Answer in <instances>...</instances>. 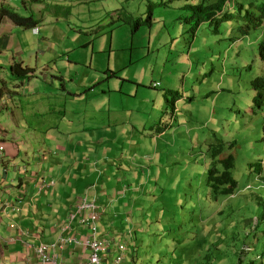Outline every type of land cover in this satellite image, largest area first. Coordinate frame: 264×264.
<instances>
[{"label": "rangeland", "instance_id": "1", "mask_svg": "<svg viewBox=\"0 0 264 264\" xmlns=\"http://www.w3.org/2000/svg\"><path fill=\"white\" fill-rule=\"evenodd\" d=\"M199 1L41 0L30 3L32 0H0V6L21 16L32 13L30 11L37 9V4H42L43 14L53 12L51 6L58 4L62 9L55 11L57 13L51 18L46 16L39 24L44 27L50 25L49 22L52 25L62 22L65 33L70 23L92 24L102 16L96 26L81 28V33H73L75 36L67 34L63 40L60 36L57 40L52 38L61 47L82 40L80 45L74 44L66 50L62 58L67 61L68 56H72V59H82L80 63L87 59L85 68L69 65L72 77L63 73L67 82L59 99L62 102L60 111L65 116L76 113L79 117H95L84 104L92 100V108L98 106V114L91 124L106 123L108 117L124 123V126H113L109 132H98V143L87 151L85 166L91 169L89 183L95 178V171L97 176L103 175L101 182H105L107 194L101 191V184L97 191L104 206H110L109 197L116 201L112 207L121 219L114 221L111 216L110 225L119 230L125 219H129L125 222L127 231H118L128 242L132 239L127 237L130 229L142 224L144 232L149 230L148 214L155 219L157 214L163 213L158 210L159 195L171 204L177 203L179 208L185 205L186 197L179 193L181 185L186 180L205 179L209 162L204 146L215 138L227 144L235 143L229 153L235 157L234 177L238 182L237 196L220 207L232 206L239 210L236 216L253 219L256 225L257 220L250 211L256 203L264 201L262 198L253 202L259 195L261 182V195L264 194V183L258 180L256 173L261 168L264 177V106L258 110L254 108L252 88L254 80L264 77V64L259 58L264 25L253 27L249 36L242 39L238 29L245 22L233 12V21L222 27L221 35L212 34L208 26L203 25L193 37L191 29L195 20L190 6L198 5ZM241 2L245 6V17L252 0ZM76 6L81 7L75 10ZM137 22L139 26L134 30ZM64 69L67 71V67ZM80 69H91L90 79L75 74ZM75 79L79 81L72 82ZM154 84H159V88ZM57 88L62 89V83L58 82ZM168 90L180 91L182 99L175 103V111L171 105L173 97L167 95L168 101L165 98ZM72 91L83 93L82 105L76 106L71 98ZM125 107L131 110L127 116ZM138 108L140 113L136 112ZM141 123L145 127L142 128ZM165 124L172 126L158 136L157 127ZM135 125L137 131L133 130ZM125 126L129 129L127 132ZM101 138L108 141L105 146ZM30 150L36 151V155L40 152L35 145ZM77 150L80 155L82 148L77 147ZM29 161L34 163L32 159ZM138 166H144L146 171L138 172ZM139 196L143 204L137 210L131 199ZM160 225L163 226H156ZM104 236H109V231ZM247 249L244 247L245 251ZM197 251L201 254V250ZM234 253L229 252L231 257ZM145 261L148 259L135 264Z\"/></svg>", "mask_w": 264, "mask_h": 264}, {"label": "crops", "instance_id": "2", "mask_svg": "<svg viewBox=\"0 0 264 264\" xmlns=\"http://www.w3.org/2000/svg\"><path fill=\"white\" fill-rule=\"evenodd\" d=\"M40 1L32 0L30 3ZM41 5L37 4V9L24 15L38 22L34 29L20 28L8 19L2 20L0 24V88L2 85L10 87L9 91L4 88L0 92V146L4 148L0 153V264H38L34 247L39 242L54 244L57 241L60 236L59 224L77 207L82 197L96 200L104 208L102 220L98 223L100 238L109 231L116 240H125L118 231H127L125 222L129 221L125 219L119 230L110 225L111 216L114 221L121 219V215L112 207L116 201L113 200L114 197H109L110 206H104L98 199L97 191L101 184V191L107 194L106 184L101 182L103 175L97 176L95 171L96 176L89 183L87 180L91 169L85 166L88 162L85 158L87 151H91L98 143V132H109L113 126H124V123L108 117L106 123L96 121L91 124L98 114V106L92 108V100L84 104L95 117H79L76 113L65 116L60 111L62 102L59 99L63 96L62 92H65L67 82L63 73L72 77L73 71L69 65L85 68L87 59L80 63L78 61L82 59H72V56H68L67 61L62 58L66 50H70L74 44L80 45L82 40L61 47L52 38L57 40V36H60L63 40L67 38V34L75 36L73 33H81V28L90 29L96 26L102 16L97 17L92 24L70 23L67 25L69 31L65 33L66 28L62 22L56 25L49 22L50 25L44 27L39 24L46 16L51 18L55 11L62 9L61 6L54 3L51 6L54 11L43 14L45 11ZM80 7L76 6L74 9ZM72 26L80 31H73ZM14 64L33 70L32 76L24 79L23 84L21 80L7 77V74L11 75L7 71ZM55 71L57 74H53ZM75 74L90 79L91 69H80ZM76 81L79 79L72 80ZM58 82L62 83V89L57 88ZM70 93L76 106L83 104V93ZM139 110L140 108L136 112L140 113ZM130 111L125 107L126 116ZM141 127H145V124L141 123ZM126 130L129 129L125 126L124 131L127 132ZM133 130L137 131L136 125ZM130 137L135 139L134 136ZM101 139L102 145L108 142ZM34 145L40 150L37 155L36 151L30 150ZM77 147L82 148L79 150L80 155L76 153ZM30 159L34 160L33 164ZM85 167L88 169L84 172ZM138 168V172L146 170L144 166ZM75 177L78 179L74 180ZM44 182H53V185L39 191V184ZM131 201L135 204L136 198ZM75 228V234L85 233L80 226L75 225ZM130 236L134 238L132 232ZM49 253L56 255L60 264H82L89 254L86 249H75L71 246L57 251L50 250Z\"/></svg>", "mask_w": 264, "mask_h": 264}, {"label": "trees", "instance_id": "3", "mask_svg": "<svg viewBox=\"0 0 264 264\" xmlns=\"http://www.w3.org/2000/svg\"><path fill=\"white\" fill-rule=\"evenodd\" d=\"M208 1L211 3H206ZM241 1L243 0H200L198 5H191L192 19L195 20L191 29L193 37L203 25L208 26L212 34L221 35L222 27L233 21V12L245 22L238 29L242 39L249 36L253 27H262L264 0H252L245 17V6ZM149 18L151 19V16ZM4 19L24 29H34L38 24L32 17L21 16L0 6V24ZM138 26L139 22L135 23L134 30ZM259 58L264 64V40L259 45ZM10 73L13 79L21 80L23 84L24 79L32 76L33 70L21 64H14ZM159 86L154 84L156 89ZM4 88L10 90L8 85H2L0 92ZM252 88L255 93L253 106L257 110L262 109L264 77L254 80ZM167 95L173 97L171 105L175 111V103L182 99L180 91L168 90L165 94L168 101ZM171 126L159 125L158 136L167 132ZM204 147L207 149L206 160L209 162L205 179L186 180L181 185L179 193L186 197V203L181 208L177 203L171 204L159 195L156 201L158 210L163 213L157 214L155 219L148 214L147 221L150 225L147 232H144L142 224L130 229L134 238L128 243L124 264H135L147 259L143 264H264V201L262 204L256 203L250 211L257 220L256 225L253 219L236 216L238 209L229 205L220 207V204L232 200L238 194V182L234 177L235 157L229 153L234 149L235 143L227 144L215 138ZM256 173L258 180L264 183L261 168ZM261 184L259 195L253 202L264 198V194L261 195ZM142 204L139 196L134 207L138 210ZM157 224L163 226H156ZM244 247L249 248L248 251H245ZM197 250H201V254ZM230 251L235 252L232 257ZM250 256L252 258L249 259ZM244 260L248 261L245 263Z\"/></svg>", "mask_w": 264, "mask_h": 264}, {"label": "built area", "instance_id": "4", "mask_svg": "<svg viewBox=\"0 0 264 264\" xmlns=\"http://www.w3.org/2000/svg\"><path fill=\"white\" fill-rule=\"evenodd\" d=\"M3 150V146H0V153ZM50 184L53 185V182L49 184L44 182L38 190L41 191ZM100 219L101 215L95 201L83 197L76 209L59 224L60 236L57 241L49 246L40 243L34 247L38 264H60L57 256L51 255L49 251L62 250L65 246L88 250L87 260L82 264H124L128 243L125 240H116L112 234L100 238L98 235ZM75 225L80 226L85 233L82 235L73 233Z\"/></svg>", "mask_w": 264, "mask_h": 264}, {"label": "clouds", "instance_id": "5", "mask_svg": "<svg viewBox=\"0 0 264 264\" xmlns=\"http://www.w3.org/2000/svg\"><path fill=\"white\" fill-rule=\"evenodd\" d=\"M82 198H83V197H82ZM82 198H81V199H82ZM80 201H81V200H80ZM93 201H95V203L97 204L96 200H93ZM77 206H78V205H77ZM97 206H98V210H99L100 215H101V219H100V221H101V220H102V217H103L102 214H103V212H104V208H103L102 206H99L98 204H97ZM75 209H76V208H75ZM75 209H74V210H75ZM74 210H73V211H74ZM71 212H72V211H71ZM71 212H70V213H71ZM70 213H68V214H70ZM67 216H68V215H67ZM73 233H74V232H73ZM128 234H129V238H131V236H130L131 233L129 232ZM99 237H100V236H99ZM104 237H105V236H104ZM125 241H126L127 243H129L128 240H125ZM71 247H73V246H71ZM75 249H76V248H75ZM87 251H88V250H87ZM87 257H88V256H87ZM83 262H84V261H83ZM83 262H82V263H83ZM125 263H126V262H125Z\"/></svg>", "mask_w": 264, "mask_h": 264}]
</instances>
